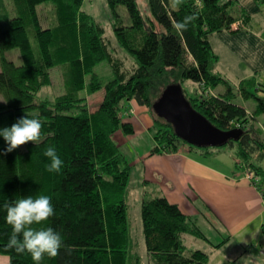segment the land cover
<instances>
[{"label": "trees", "instance_id": "trees-1", "mask_svg": "<svg viewBox=\"0 0 264 264\" xmlns=\"http://www.w3.org/2000/svg\"><path fill=\"white\" fill-rule=\"evenodd\" d=\"M16 1L24 10L13 17L5 13L9 24L0 27V128L10 127L25 115L38 118L42 139L39 144L29 142L0 155V253L8 256L9 264L34 262L27 252L7 247L12 230L3 205L39 195L51 198L55 215L33 227H52L62 235L64 244L57 257L45 255L40 264L127 263L125 194L131 163L113 133L120 128L129 134L135 127L121 117L119 104L122 98H133L152 112L151 154L175 152L182 142L195 152L198 146L181 138L152 107L172 82H179L192 106L215 125L243 129L238 138L223 144L233 148L235 167L251 177L260 176L251 184L264 197V167L253 159L264 156V131L254 125L259 114L264 116V84L254 75L233 85L213 69L218 54L211 35L246 28L252 17L245 7L235 0H147V11L142 12L137 0H107L117 40L134 57L129 66L110 48L102 24L80 8L83 0H53L57 23L48 27L39 24L36 13L38 2L44 0ZM237 6L241 7L236 10ZM3 15L0 11V19ZM57 31L67 36L55 45L58 51L53 46ZM12 48L17 56L19 53L18 59L9 55ZM102 60L112 72L104 82L95 71ZM57 61L67 65L65 91L37 98L38 90L51 82L49 69ZM187 79L196 83L193 94L183 86ZM220 84L224 87L218 88ZM102 86L104 94L97 107L89 109L82 90L91 93ZM237 94L254 100L250 110L234 100ZM49 146L63 161L59 173L46 170L50 160L43 153ZM210 146H199L203 149L200 154L221 153ZM6 147L0 137V152ZM222 170L226 173L230 167ZM150 191L146 187L141 200L148 264H206L208 251L189 248L184 242L185 234L206 238L195 220L165 193ZM261 231L264 237V220Z\"/></svg>", "mask_w": 264, "mask_h": 264}, {"label": "rangeland", "instance_id": "rangeland-1", "mask_svg": "<svg viewBox=\"0 0 264 264\" xmlns=\"http://www.w3.org/2000/svg\"><path fill=\"white\" fill-rule=\"evenodd\" d=\"M138 6L142 12L147 11V0H137ZM36 6V13L38 16V22L42 27L49 26L52 24L53 26L56 25L57 19L55 14L54 5L55 2L53 0H44L40 1ZM18 6V7H15ZM81 9H84L86 12L93 15V17L99 21L102 26L104 27V36L109 41L110 48L114 50V53L121 56L127 65H131L134 62V57L127 51L124 46H122L117 37L115 35L113 26H112V12L108 5L107 0H83L82 4L80 5ZM23 6L16 0H0V11L4 13L2 19H0V27H4L5 25L9 24V20L7 16L13 17L20 14L23 11ZM121 13H124L122 9ZM6 13V19H4ZM240 22V19H239ZM30 28H32L30 26ZM71 29L75 30L78 33V30L75 28L70 27ZM58 34L56 38H54V48L56 51L57 47L55 45L61 40V38H66L67 36L60 32H56ZM57 39V40H56ZM60 49V48H59ZM8 53V52H7ZM9 55L13 56L15 59H18L16 48H12L9 51ZM128 55V56H127ZM66 63L64 61H57L50 69V77L51 82L49 84H45L42 86L37 94V98H44V97H53L59 93L65 91L66 83H65V73H68L66 70ZM216 72H219L229 79V81L234 85L237 84L239 79L238 73L233 65L228 63L219 64L216 62L213 68ZM95 71L101 76L102 82L107 81L111 78L112 72L110 66L108 65L106 60H102L95 65ZM89 75H86V80H88ZM183 86L186 90L191 94L196 91V83L192 80H185L183 82ZM222 84L218 85V88H223ZM254 91L256 89L252 88ZM259 92V91H257ZM81 94L86 95L88 101V108L94 110L97 107L100 99L104 94V87L97 88L96 91L87 93L86 88H84ZM1 97V93H0ZM234 100L238 103H242L245 105L248 110L251 109V106L254 105V100L252 98L243 99L240 94H237L234 97ZM120 115L124 118V120H130L133 122L135 131L132 133H125L122 129H117L113 133V138L119 145L120 150L125 154L128 161L131 163L130 174L128 185L125 194V201H126V211L128 217V230H129V251L127 256V263L126 264H148L150 261V257L148 251L146 249L145 241H144V234H143V226H142V218H141V200L143 196V192L147 188L153 189L152 193H157L155 191H159L161 187H163L164 178L159 172V163L157 162L155 166L148 167L150 165L149 162L152 159H149L150 148L154 144L153 132L155 130V124H153V114L148 109L146 105H141L135 101V99L131 98H122L120 101ZM73 110H77L76 108ZM89 110V111H91ZM152 115V116H151ZM153 117V118H152ZM264 116L262 114L258 115L257 121L254 123L256 127H260L264 131L263 125ZM200 146V145H196ZM196 148L195 151L201 152L203 149ZM210 148H214L216 151L221 152V156H228L231 160V163H225L224 160L220 156H214L212 159L218 165L224 167H230V171L225 173L230 179H235V185L237 190L235 192V200L237 202L236 211L234 214V220L239 221L241 218H245L248 215V211L245 208V204L243 203L244 197L247 195V190L241 187L242 177H244L247 183H251L253 181L258 182L260 180V176L254 174L252 177L248 175L247 172L244 171L243 168H237L233 165L232 155L234 150L230 144H223L219 146H210ZM185 149H189L188 145L184 142L178 144L177 151H183ZM176 152V151H175ZM157 155V154H156ZM255 157V156H254ZM206 158V157H205ZM255 161H258L264 167V156L257 160L256 157L253 158ZM144 169L147 170L146 177H150L151 179L144 178ZM224 216V214L222 213ZM217 221L216 219H214ZM202 226H205L202 221H199ZM216 226L220 231L225 230L222 225L217 221ZM245 231H248L250 235L261 236L262 231L261 228L256 225L255 222H250L245 228ZM243 231V230H242ZM208 237V240H204L201 237H196L192 234H186V238L184 242L189 247H199L209 251L210 261L208 264H213L221 255V252H225L228 256L231 255L234 262L233 264H244L250 256L245 254V248L248 246L240 234L235 235L233 241L228 242L226 245H222L220 250L216 252V250H210V244H217L220 240L223 239L219 233L212 232V230L208 229V232L205 233ZM263 236V235H262ZM264 239V237H263ZM255 243V238L254 240ZM264 241V240H263ZM242 248L239 250L238 248ZM249 248V246H248ZM263 248L260 244L257 247L252 248L249 252L259 253V250ZM241 251V252H238ZM236 252H238L236 254Z\"/></svg>", "mask_w": 264, "mask_h": 264}, {"label": "crops", "instance_id": "crops-1", "mask_svg": "<svg viewBox=\"0 0 264 264\" xmlns=\"http://www.w3.org/2000/svg\"><path fill=\"white\" fill-rule=\"evenodd\" d=\"M235 1L245 7L246 11L251 14L252 20L246 28L235 32L223 30L211 35L212 46L218 54L216 62L233 65L240 78L256 75L258 81L264 84V0L261 2L259 0ZM241 6H237L236 10ZM214 156H220L225 163L231 161L228 156H221V153L200 154L198 151L193 152L185 149L180 152H164L157 155L149 153L148 160L152 159V161L149 162L148 170L158 162L159 172L164 178L160 192L178 202L184 212L195 220L204 234L210 229L212 232L224 236L217 244L209 242L210 250L217 252L222 245L233 241L235 235L240 234L249 248L248 246L245 248L241 246L238 249H245V254L250 256L242 263L264 264L263 248L259 250V253L249 252L258 244L262 247L264 244L263 236L250 235L248 231L244 230L250 222H255L261 228V223L264 220V197L254 185L247 183L246 179L242 177L241 187L247 190L243 203L248 215L239 221H235L236 180L225 175L222 167L213 161ZM146 172L147 170L144 169V178L151 179L146 177ZM154 192L159 191L154 190ZM214 219L225 230L220 231L216 226L217 221ZM199 221H202L205 226H202ZM185 235L184 239L186 238ZM205 237L203 239L208 240L206 234ZM254 238L255 243L252 241ZM209 261L210 255L206 264ZM231 261H233L231 255L228 256L225 252H221L213 264H233L234 262ZM0 264H9L7 255L0 253Z\"/></svg>", "mask_w": 264, "mask_h": 264}, {"label": "clouds", "instance_id": "clouds-1", "mask_svg": "<svg viewBox=\"0 0 264 264\" xmlns=\"http://www.w3.org/2000/svg\"><path fill=\"white\" fill-rule=\"evenodd\" d=\"M178 27H184V25H178ZM41 130V121L26 115L19 118L10 127L0 128V137L7 145L0 155L10 153L29 142L34 145L39 144L42 139ZM43 154L50 160L46 170L59 173L63 161L56 149L49 146ZM3 208L6 209V222L12 230L7 247L14 248L19 253L27 252L34 264H40L45 255L49 258L59 255V250L64 247L62 235L52 227H33V225H40L48 221L55 215L49 196L21 197L11 203H5Z\"/></svg>", "mask_w": 264, "mask_h": 264}, {"label": "water", "instance_id": "water-1", "mask_svg": "<svg viewBox=\"0 0 264 264\" xmlns=\"http://www.w3.org/2000/svg\"><path fill=\"white\" fill-rule=\"evenodd\" d=\"M153 110L165 118L183 139L195 145H220L243 132L240 127L220 128L196 110L179 82L167 84L153 101Z\"/></svg>", "mask_w": 264, "mask_h": 264}]
</instances>
